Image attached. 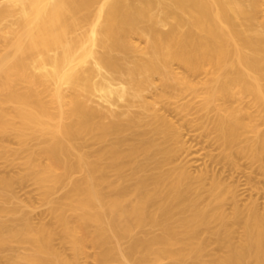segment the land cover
I'll return each instance as SVG.
<instances>
[{"label": "bare ground", "instance_id": "obj_1", "mask_svg": "<svg viewBox=\"0 0 264 264\" xmlns=\"http://www.w3.org/2000/svg\"><path fill=\"white\" fill-rule=\"evenodd\" d=\"M185 124L264 179V0H0V258L264 264V203Z\"/></svg>", "mask_w": 264, "mask_h": 264}, {"label": "rangeland", "instance_id": "obj_2", "mask_svg": "<svg viewBox=\"0 0 264 264\" xmlns=\"http://www.w3.org/2000/svg\"><path fill=\"white\" fill-rule=\"evenodd\" d=\"M169 117L173 118L174 121L182 123V120L179 116H175L174 113L169 114ZM183 134L185 135V140L188 141V144L192 147V154L183 153L180 156V160L191 159L194 162V169L197 172L198 169L208 166L207 169H210L214 174L220 177L227 184L234 185L241 193V203H246L250 201V197L253 200H256L258 204L264 203V179L258 173L259 169L257 164H252L248 159L244 157H236L235 165L221 159V152L218 149V146L213 142L212 136H207L202 130H199L196 127L185 124L182 128ZM0 161V172L5 173V176H8L12 173L11 169H5L2 167ZM258 169V170H257ZM252 171V172H251ZM11 172V173H10ZM10 173V174H9ZM251 174V176H249ZM4 175V174H3ZM233 186V187H234ZM16 197L22 202H29L32 206V218L34 221L44 217L46 210L45 204L40 200L36 188L30 184L25 183L23 185H15L13 187ZM225 208H229V205H226ZM8 260L6 258H0V264H6ZM89 264H92L89 261Z\"/></svg>", "mask_w": 264, "mask_h": 264}]
</instances>
